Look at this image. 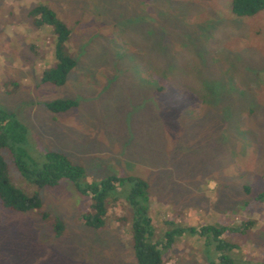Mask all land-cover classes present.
I'll return each mask as SVG.
<instances>
[{
	"label": "rangeland",
	"instance_id": "374dc122",
	"mask_svg": "<svg viewBox=\"0 0 264 264\" xmlns=\"http://www.w3.org/2000/svg\"><path fill=\"white\" fill-rule=\"evenodd\" d=\"M229 2L0 0V110L28 131L26 163L55 152L83 170V184L139 178L155 238L251 221L227 235L230 258L264 264V9L236 18ZM36 4L70 32L75 67L62 86L39 82L50 57L47 31L34 33L26 18ZM57 100L76 106L44 107ZM7 169L16 188L34 191L9 161ZM38 195L46 221L0 207V264H134L127 222L116 221L130 216L127 207L92 230L80 223L86 199L66 182ZM205 251L184 236L162 258L203 264Z\"/></svg>",
	"mask_w": 264,
	"mask_h": 264
},
{
	"label": "trees",
	"instance_id": "16d2710c",
	"mask_svg": "<svg viewBox=\"0 0 264 264\" xmlns=\"http://www.w3.org/2000/svg\"><path fill=\"white\" fill-rule=\"evenodd\" d=\"M263 9L264 0L229 2V11L236 18L252 17ZM26 18L34 33H48L46 43L49 44L51 62L48 63V69L41 71L39 82L62 86L67 75L75 67L74 59L66 50L69 30L51 9L43 4L30 7ZM32 48L31 45L30 49ZM75 106L76 102L72 100H57L44 104L53 114L67 112ZM27 134L25 126L0 110V207L3 210L18 214L33 212L42 221H46L50 216L40 210L38 192L43 188H53L60 182H66L76 195L87 201L85 211L80 215V223L85 228L100 230L116 205L127 207L130 216L126 218L125 214H121L117 216L116 221L127 222L124 228L130 236L134 264H164V253L170 251L184 236L195 237L200 247L206 249V262L203 264H233L230 254L236 250V244L226 237L230 233L242 235L251 228L253 222L241 223L232 230L220 223H211L198 229L175 227L165 230L160 237L155 238L147 205L145 182L133 176H107L100 181L83 184V170L55 152H46L34 159L31 157V163H26L30 161L27 156ZM7 161L13 165L18 176L34 189L30 195L12 184ZM163 224L169 227L167 222ZM51 229L55 237H58L62 231L60 220L54 218Z\"/></svg>",
	"mask_w": 264,
	"mask_h": 264
}]
</instances>
